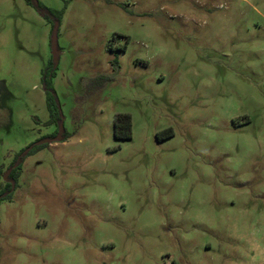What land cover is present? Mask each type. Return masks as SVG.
I'll return each mask as SVG.
<instances>
[{
    "label": "rangeland",
    "instance_id": "374dc122",
    "mask_svg": "<svg viewBox=\"0 0 264 264\" xmlns=\"http://www.w3.org/2000/svg\"><path fill=\"white\" fill-rule=\"evenodd\" d=\"M38 2L64 131L1 203L0 264H264V0ZM53 26L0 0V190L60 133Z\"/></svg>",
    "mask_w": 264,
    "mask_h": 264
},
{
    "label": "trees",
    "instance_id": "16d2710c",
    "mask_svg": "<svg viewBox=\"0 0 264 264\" xmlns=\"http://www.w3.org/2000/svg\"><path fill=\"white\" fill-rule=\"evenodd\" d=\"M31 6L34 8H37V10L41 13L43 17L46 19H49L52 21L53 24L55 22H58L59 24L61 23L65 10L59 11V12H53L52 10L46 8L43 6L38 0H28ZM54 29V26H53ZM55 63L53 64V68L51 69H45L42 72V82L46 91V96H47V105L51 113V120L49 123H56L57 126L59 127L61 124V116L58 112V109L56 108V100L54 97V92H53V84H52V79L54 78L55 75ZM131 127H132V122H131V116L130 115H125L121 114L116 118L115 121V138L118 140H127L131 139L132 133H131ZM57 135V134H56ZM55 136V135H54ZM173 136L172 131H170V135L168 137ZM53 137V136H52ZM67 139V136L63 137L62 141H65ZM48 145H42L38 146L34 144L30 148H26L23 150V152L19 153L16 157V161L11 164L9 169L11 170V174L9 175V180L10 182H7L4 180L5 183V188L0 190V207L1 203L3 201L11 200L13 196V184H17V179L19 177L20 170L22 168V164L27 156H30L37 152L40 149H43L47 147ZM3 168H0V179H2V174H3Z\"/></svg>",
    "mask_w": 264,
    "mask_h": 264
},
{
    "label": "water",
    "instance_id": "95a60500",
    "mask_svg": "<svg viewBox=\"0 0 264 264\" xmlns=\"http://www.w3.org/2000/svg\"><path fill=\"white\" fill-rule=\"evenodd\" d=\"M56 25L57 26H55V28H54L53 37H52V43H53L52 44V51H53L54 61H56L55 64L57 65L58 64V57H59L58 43H57V33H58L59 23L56 22ZM59 132L60 133L58 134V136L56 138H54V140H45L43 142L38 143V145H43V144L52 143V142H59L62 138V133H63V124L62 123L60 125ZM7 177H8V174H5V176H4L5 181H7ZM13 188H14V184H13Z\"/></svg>",
    "mask_w": 264,
    "mask_h": 264
},
{
    "label": "flooded vegetation",
    "instance_id": "af4514ba",
    "mask_svg": "<svg viewBox=\"0 0 264 264\" xmlns=\"http://www.w3.org/2000/svg\"><path fill=\"white\" fill-rule=\"evenodd\" d=\"M64 131V130H63ZM57 135L53 136V137H49L47 138V140H54V138H56ZM47 145H50L51 143H46ZM46 144H43V145H46ZM38 146H42V145H38Z\"/></svg>",
    "mask_w": 264,
    "mask_h": 264
}]
</instances>
